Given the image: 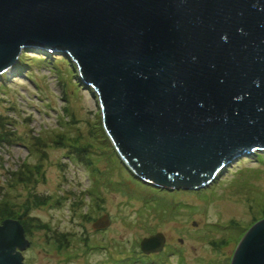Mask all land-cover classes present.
Segmentation results:
<instances>
[{
	"label": "water",
	"instance_id": "water-1",
	"mask_svg": "<svg viewBox=\"0 0 264 264\" xmlns=\"http://www.w3.org/2000/svg\"><path fill=\"white\" fill-rule=\"evenodd\" d=\"M31 45L68 58L145 181L198 188L264 151V0H0V72ZM165 240L150 235L141 249L159 252ZM27 245L19 222L5 219L0 264H28ZM231 264H264V218Z\"/></svg>",
	"mask_w": 264,
	"mask_h": 264
},
{
	"label": "rangeland",
	"instance_id": "rangeland-1",
	"mask_svg": "<svg viewBox=\"0 0 264 264\" xmlns=\"http://www.w3.org/2000/svg\"><path fill=\"white\" fill-rule=\"evenodd\" d=\"M0 211V225L23 227L28 264H231L264 218V151L198 188L145 181L121 159L68 58L31 45L0 72ZM156 233L164 248L144 253L142 239Z\"/></svg>",
	"mask_w": 264,
	"mask_h": 264
},
{
	"label": "bare ground",
	"instance_id": "bare-ground-1",
	"mask_svg": "<svg viewBox=\"0 0 264 264\" xmlns=\"http://www.w3.org/2000/svg\"><path fill=\"white\" fill-rule=\"evenodd\" d=\"M134 183H136V182H134ZM136 184L139 185V183H136ZM139 186H140V185H139ZM231 207H232V206H231ZM231 207L229 206V207L226 209V211L224 212V217H225V218H226L228 215L233 214V211H232ZM240 208H242V207L240 206ZM237 214H240V213H237ZM240 216L243 217L242 213L240 214Z\"/></svg>",
	"mask_w": 264,
	"mask_h": 264
},
{
	"label": "trees",
	"instance_id": "trees-1",
	"mask_svg": "<svg viewBox=\"0 0 264 264\" xmlns=\"http://www.w3.org/2000/svg\"><path fill=\"white\" fill-rule=\"evenodd\" d=\"M1 211H2V210H1ZM1 211H0V214H1ZM2 212H3V214H5V212L8 214L9 211L7 212V210H3ZM15 213H16V211L14 210L13 213L10 214L11 216H10L9 214H8L7 216L14 217V214H15ZM21 213H22V212H21Z\"/></svg>",
	"mask_w": 264,
	"mask_h": 264
},
{
	"label": "flooded vegetation",
	"instance_id": "flooded-vegetation-1",
	"mask_svg": "<svg viewBox=\"0 0 264 264\" xmlns=\"http://www.w3.org/2000/svg\"><path fill=\"white\" fill-rule=\"evenodd\" d=\"M28 245H29V244H28ZM28 245H27V246H28ZM17 250H19V249H17ZM21 252H22V250H21ZM23 257H24V256H23ZM24 262H25V261H24Z\"/></svg>",
	"mask_w": 264,
	"mask_h": 264
}]
</instances>
